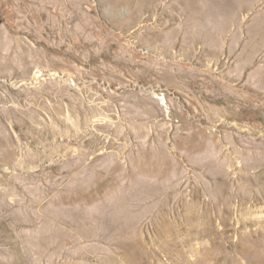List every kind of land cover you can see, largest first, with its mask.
<instances>
[{"label":"rangeland","instance_id":"obj_1","mask_svg":"<svg viewBox=\"0 0 264 264\" xmlns=\"http://www.w3.org/2000/svg\"><path fill=\"white\" fill-rule=\"evenodd\" d=\"M0 264H264V0H0Z\"/></svg>","mask_w":264,"mask_h":264}]
</instances>
